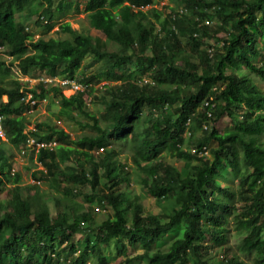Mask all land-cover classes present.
Masks as SVG:
<instances>
[{"label":"trees","instance_id":"16d2710c","mask_svg":"<svg viewBox=\"0 0 264 264\" xmlns=\"http://www.w3.org/2000/svg\"><path fill=\"white\" fill-rule=\"evenodd\" d=\"M173 1L167 15L153 0H39L48 30L72 9L104 36L64 20L69 37H35L20 19L32 0H0V264H111L108 247L119 264H264V0ZM213 17L215 27L203 21ZM222 29L214 37L222 44L204 49L203 36ZM88 54L100 67L86 74ZM38 75L72 77L87 89L65 95L55 83L34 89L20 77ZM25 91H50L68 118H89L78 125L90 131L72 138L48 120L29 127ZM87 96L102 109H90ZM225 112L233 131L222 134L213 123ZM185 130L193 151L183 147ZM29 137L55 143L36 148ZM114 137H129L136 181L164 198L161 212L146 210L133 191ZM175 142L170 157L185 171L160 155ZM16 150H32L41 165L33 183L11 171ZM230 217L249 259L228 243Z\"/></svg>","mask_w":264,"mask_h":264},{"label":"rangeland","instance_id":"374dc122","mask_svg":"<svg viewBox=\"0 0 264 264\" xmlns=\"http://www.w3.org/2000/svg\"><path fill=\"white\" fill-rule=\"evenodd\" d=\"M71 4L75 0H69ZM156 7L162 9L163 14H171L170 12V6L174 5L173 0H153V4ZM81 6V3H80ZM42 5L39 3V0H32L31 4V11L29 14H24L20 16L25 23L27 29L34 33V36L42 35L44 37L48 36H60V37H69L70 35L67 32H63L59 29V23L61 21L67 20L70 22V25L78 30H81L83 32H89L92 34H96L99 36H104V34L92 27L90 25V19L89 16L85 11H78L75 12L74 10H68L67 13L62 17V19H59L55 25L52 27L51 30H48L46 28V22L47 19L45 16L42 15ZM208 19V18H207ZM206 18L203 20L205 22ZM210 27H215L218 23V19L213 17L212 19H209ZM226 33L225 29H222L215 34L212 33V31H208L207 35H204L206 45H204V49L211 48L212 46H207L208 44L214 45L215 49L216 47H219L222 44V41L219 43L216 42L214 37H224ZM214 34V35H213ZM262 47L263 42H261ZM3 49L2 46H0V55H4L1 50ZM4 57H7V55H4ZM9 59V58H6ZM100 67V63L96 62L93 63L91 55H86L83 63L82 68L86 74L94 72L96 69ZM233 67V66H232ZM245 68H242L241 71H244ZM82 70V69H80ZM17 69L12 68L13 74H16ZM10 75H7V79L10 78ZM24 78L23 76H21ZM107 82L106 80H102L95 84V87L99 88L102 84ZM111 83H114L112 81H109ZM30 87V84H29ZM65 95H69L72 93L70 90H65L63 92ZM3 100H6V95L2 96ZM90 96H87L86 101L89 103V108L92 110H98L100 111L102 109L101 103H91ZM23 115L30 120L29 127L33 126V123L35 121L40 120H48L51 123H56V125H59L62 127L65 131L69 132L72 138H75L77 135L90 131L89 127L87 126L84 131H81L79 129L78 122H81L82 124L88 125L91 123V120L87 118L85 115L77 113L75 111H71L70 115L71 117L68 118L66 114L61 110L60 102L57 100L52 99V94L50 91L47 92L45 97H40L37 99L36 105L33 108L27 109L26 107L22 109ZM214 127L218 130L219 133L227 134L233 131V121L231 120V116L228 113H223L214 123ZM202 130L195 131V137H200L202 134ZM183 137H185V143L183 145L184 148L190 149L191 151L195 150L196 146L194 143V140L192 137H190V134L188 133V130H185L183 132ZM3 138V137H2ZM127 138H119L114 137L113 143H116L117 150H118V157L120 158V161L125 162L127 165L128 170L130 171V180L131 185L133 188V191L137 194H139L140 199L143 201L144 207L148 211H152L154 213L161 212V206L165 202L164 198H155L152 195L148 194L143 187L136 181L139 177L140 169L139 167L131 161V154L133 152V149L130 147L131 142ZM207 144V147L204 151L205 154H209V148L214 145V141H210ZM178 146V142L171 143L167 149H165L163 152L160 153L164 158L169 160L172 164L176 165L181 171H185L187 168L184 166V161L180 158H171L170 153L173 152L176 147ZM12 166L15 167L16 170H19L22 174L21 183H33V173L36 169H39L41 165L35 161L34 159V153L32 150H27L26 153L21 154L19 150L15 151V156L12 162ZM38 175V174H37ZM53 185H56L59 183L58 179L56 177H51ZM65 182L62 183L64 185ZM39 186L44 190H49V186L40 181ZM61 186V184H60ZM7 194V191H3L0 193V198H4ZM76 199H81L80 195H77L75 197ZM96 218L100 219L102 218L103 211H97L96 212ZM229 227V238L228 243L231 246L232 250H234L236 253L241 254L243 258L249 259V256L245 255L239 247L240 243V236L241 232L237 230V226L233 220L232 217H230V221L228 222ZM79 233L76 234L75 238H79ZM104 249V248H103ZM105 255L108 259V262L111 264H119L121 262L122 256L118 255L117 257L114 255V249L113 247H108L104 249ZM130 254H132V251H130ZM90 264H96V263H90ZM133 264H144L141 262V260H136L133 262Z\"/></svg>","mask_w":264,"mask_h":264},{"label":"built area","instance_id":"2783aa9c","mask_svg":"<svg viewBox=\"0 0 264 264\" xmlns=\"http://www.w3.org/2000/svg\"><path fill=\"white\" fill-rule=\"evenodd\" d=\"M183 8H179L178 11H182ZM209 19L205 20V23H209ZM25 79L29 80L30 87H39L38 85H45V84H57L62 88V91L70 90L71 92L75 91H84L87 89V85L77 81L75 78L72 77H66V76H58V75H38V76H32V77H24ZM38 98L33 97L32 93L30 91H25V93L21 96V100H23L25 103L29 105L30 108H33L34 105H36ZM2 118V115H0V119ZM189 133V132H188ZM0 136L4 137V132L2 129V126L0 124ZM54 141L45 142V141H38L33 137H29L27 140V144L29 146H33L36 148L43 147V146H53ZM21 154L24 153V150L20 151ZM11 170H15V167L12 166Z\"/></svg>","mask_w":264,"mask_h":264},{"label":"clouds","instance_id":"9594fccd","mask_svg":"<svg viewBox=\"0 0 264 264\" xmlns=\"http://www.w3.org/2000/svg\"><path fill=\"white\" fill-rule=\"evenodd\" d=\"M21 77V76H20ZM4 138V137H3ZM12 168V167H11ZM12 171V170H11Z\"/></svg>","mask_w":264,"mask_h":264}]
</instances>
